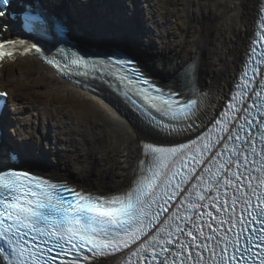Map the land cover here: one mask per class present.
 Returning <instances> with one entry per match:
<instances>
[{
	"label": "snow or ice",
	"instance_id": "6c2138e0",
	"mask_svg": "<svg viewBox=\"0 0 264 264\" xmlns=\"http://www.w3.org/2000/svg\"><path fill=\"white\" fill-rule=\"evenodd\" d=\"M9 4L10 0H0V5L5 8ZM261 11L264 12V0H261ZM3 15L4 11H0V16ZM24 25L36 33L39 43L45 31L41 16L25 13ZM258 25L250 39L245 68L254 61L251 71L260 75V87L264 91V16L260 17ZM38 43L28 45L24 52L35 50L42 54ZM5 44L15 48L17 44L25 45L26 41L0 43V60L13 56L12 50L5 49ZM68 60L73 65L89 66L84 56L76 52H72ZM91 66L107 70L99 78L109 86L111 83L105 80L106 75L115 77L122 84L127 81L129 91L142 96L159 114L161 119L158 120L151 110L147 112L149 136L166 137L190 131L203 115L207 94L197 95L193 90L195 98L181 103L174 98L180 93L171 90L165 93L156 88L132 59L116 58L114 63L111 60L93 62ZM127 70L132 71L134 77L127 75ZM182 71L186 82L194 84L198 74L195 62L187 64ZM247 76V71H244L241 76L243 83L237 84L239 91L232 96L234 103H229L228 110L215 120L214 127L219 126V132L227 133L229 141L240 140V131L245 128V124L232 125L230 120L233 116L239 118L242 115L251 125V114L243 97L247 85L250 82L255 84V81H250ZM141 84L146 87H141ZM3 95L6 94L0 93ZM123 95L135 105L129 92ZM255 95L261 99L257 111L264 116V98L260 92ZM230 111L233 116L229 115ZM165 117L169 121H187V128H175L164 121ZM258 125L261 151L259 160L251 161L258 175L253 176V169L247 168V178L242 177L238 170L249 163V154L257 155L256 148L251 147L250 152L237 151L233 143L226 161L216 159L221 156L219 150L210 152L216 166L213 172L204 156L206 151L215 148L210 135L168 148L157 146V142L138 141V174L126 188L111 195L85 193L67 183L51 182L11 168L0 170V241L3 242L0 243V264H55L56 257L48 255L53 251L71 257L62 260L61 264H81V257L85 264L89 261L108 264L109 259H114L116 264H133L132 257L137 258L135 264H264V120H259ZM222 139L225 137L218 138L216 143ZM252 141L253 137L249 135L242 143L247 147ZM228 148L229 145L224 143L223 149ZM201 165L203 167L198 171ZM233 166L237 171L232 170ZM220 173L222 178L218 177ZM245 179L246 187L243 186ZM194 180L197 182L193 183ZM230 188L233 191L229 196ZM212 191L215 195H210ZM174 198L176 202L171 207L176 211H170L168 204ZM238 203L241 209L239 217L236 215ZM181 206L183 211H180ZM206 208H214L226 216L217 217L213 212H207L206 215L216 221V227H213L201 218L204 215L201 210ZM162 213L170 214L162 218ZM181 220L185 222L183 226L179 223ZM223 224L229 225L227 232L222 230ZM204 227L210 229L209 234L205 235ZM228 232L232 235L229 236ZM131 245L136 246L134 251ZM253 248L258 251H253ZM125 249L129 250V255H124Z\"/></svg>",
	"mask_w": 264,
	"mask_h": 264
},
{
	"label": "bare ground",
	"instance_id": "6f19581e",
	"mask_svg": "<svg viewBox=\"0 0 264 264\" xmlns=\"http://www.w3.org/2000/svg\"><path fill=\"white\" fill-rule=\"evenodd\" d=\"M75 1L61 0L57 4L54 0H46V4L57 10L71 7L66 24L72 34L81 38L83 46L98 41L102 49L109 46L129 49L140 59L146 71L165 85L179 86L182 80L186 81L182 69L194 61L198 69L195 83L198 82L199 88L204 89L211 100L216 93L228 94L247 52L261 2L184 0L177 19L172 20L168 14L161 20L149 21L142 9L152 0H87L84 9L74 6ZM158 7L163 15V4ZM10 24L5 23L10 30L20 27L18 21ZM18 64H27L23 66L26 69L24 78H27L28 66L34 67L38 62L28 58ZM10 68L8 66L5 73L0 71L2 80L8 79ZM42 69L54 76L51 91L66 89L92 99L99 108L88 113L83 120L67 107L58 105L34 106L25 112L26 117L15 122L16 134L9 136L7 133L8 139L22 148L27 159L24 168L104 194L126 188L140 155L138 141L167 143V138L147 135L146 125L108 90L98 87L100 94H95L72 88L65 82L66 78ZM107 77L110 82V75ZM17 100L18 97L16 104ZM20 111L17 110L18 114ZM52 130L56 131L57 138L54 137L56 143L51 145L63 156L53 157V160L40 142V138H48L47 134ZM75 161L80 165L75 166ZM0 162L7 163L2 148ZM108 264L112 262L108 261Z\"/></svg>",
	"mask_w": 264,
	"mask_h": 264
},
{
	"label": "rangeland",
	"instance_id": "374dc122",
	"mask_svg": "<svg viewBox=\"0 0 264 264\" xmlns=\"http://www.w3.org/2000/svg\"><path fill=\"white\" fill-rule=\"evenodd\" d=\"M179 1H181V3ZM183 1L184 0H152L151 2H148V4H144L142 10L146 13L149 21L161 20L163 16L168 14L172 17V20H175L184 6ZM160 3L163 4V15H160V9L158 7ZM154 28L156 29L157 26H154ZM28 67L29 72L27 78H24L23 73H25L26 69H23L22 64L11 67L10 71H8L9 82L12 90L23 98L22 108L24 109H22V111H20L17 116L13 115L14 121H16L18 118L26 117L24 113L34 106L40 108L57 105L65 106L70 109L71 112L74 113L80 120L85 119L88 113L98 110V105L94 104L92 99H87L85 96L83 97L81 95H75L74 93L68 92L66 90L51 91L50 85L52 83L53 77L50 74L43 72V69L39 65ZM62 100H66L65 103H63ZM47 135H49L48 138H40V142H42L41 144L45 147H43L44 150L49 152L51 160H53V157L62 156L60 153L58 154L57 149L51 145V143H56V131L52 130V132H49ZM52 137L53 139H51ZM74 163L75 166L80 165L79 161H75Z\"/></svg>",
	"mask_w": 264,
	"mask_h": 264
},
{
	"label": "water",
	"instance_id": "95a60500",
	"mask_svg": "<svg viewBox=\"0 0 264 264\" xmlns=\"http://www.w3.org/2000/svg\"><path fill=\"white\" fill-rule=\"evenodd\" d=\"M119 48H121V47H119ZM122 50H124V48H121ZM125 51H127V50H125Z\"/></svg>",
	"mask_w": 264,
	"mask_h": 264
}]
</instances>
